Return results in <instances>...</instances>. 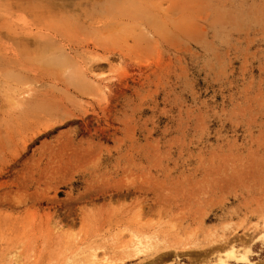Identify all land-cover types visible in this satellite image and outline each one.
<instances>
[{"label": "rangeland", "instance_id": "374dc122", "mask_svg": "<svg viewBox=\"0 0 264 264\" xmlns=\"http://www.w3.org/2000/svg\"><path fill=\"white\" fill-rule=\"evenodd\" d=\"M263 231L264 0H0V264H264Z\"/></svg>", "mask_w": 264, "mask_h": 264}, {"label": "bare ground", "instance_id": "6f19581e", "mask_svg": "<svg viewBox=\"0 0 264 264\" xmlns=\"http://www.w3.org/2000/svg\"><path fill=\"white\" fill-rule=\"evenodd\" d=\"M135 237H136V239H134V241H132V244H133L134 250L137 251L138 254H141L143 252L145 253V251H148V250L154 248V245H151V244L149 245V244L145 243L146 241L143 242L141 240V238H139V236H135ZM259 238L264 239V231L260 233V236H258V239ZM149 243H150V241H149ZM155 246H156V244H155ZM230 250H231L230 252L232 253L231 256H234L235 258H237V261L239 263L250 262L248 253L251 251L248 250L247 252L242 253V255L239 254L240 256L238 257V256H236L238 254H235L236 251H234V248H231ZM84 264H86V263H84ZM222 264H229V263H227V261L222 260Z\"/></svg>", "mask_w": 264, "mask_h": 264}]
</instances>
